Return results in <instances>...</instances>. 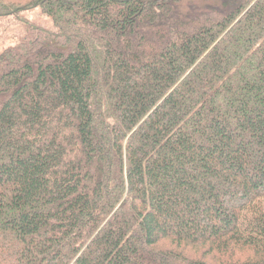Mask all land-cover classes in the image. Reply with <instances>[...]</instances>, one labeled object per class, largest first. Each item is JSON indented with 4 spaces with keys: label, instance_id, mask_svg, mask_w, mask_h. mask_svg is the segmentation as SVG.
Segmentation results:
<instances>
[{
    "label": "trees",
    "instance_id": "1",
    "mask_svg": "<svg viewBox=\"0 0 264 264\" xmlns=\"http://www.w3.org/2000/svg\"><path fill=\"white\" fill-rule=\"evenodd\" d=\"M6 17L0 264H264V0Z\"/></svg>",
    "mask_w": 264,
    "mask_h": 264
},
{
    "label": "rangeland",
    "instance_id": "2",
    "mask_svg": "<svg viewBox=\"0 0 264 264\" xmlns=\"http://www.w3.org/2000/svg\"><path fill=\"white\" fill-rule=\"evenodd\" d=\"M27 14L33 16V12ZM3 22L6 27L4 30L0 31V49L9 43L15 42L22 32L20 24H16L13 18L6 17Z\"/></svg>",
    "mask_w": 264,
    "mask_h": 264
}]
</instances>
